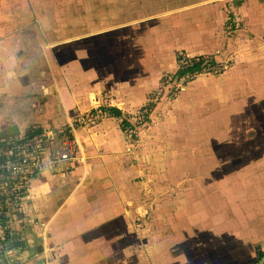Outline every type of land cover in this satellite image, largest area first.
<instances>
[{
	"label": "crops",
	"instance_id": "obj_1",
	"mask_svg": "<svg viewBox=\"0 0 264 264\" xmlns=\"http://www.w3.org/2000/svg\"><path fill=\"white\" fill-rule=\"evenodd\" d=\"M198 1H2L0 141L12 134L31 138L47 129L62 131L66 123L95 109L105 94L117 105L98 126L78 132L79 144L86 150L84 163H74L65 173L47 171L34 183L30 217H21L17 227L25 244L18 255L22 264L264 260L260 71L253 75L255 92L252 83H239L237 90L253 97L234 105L231 114L214 118L200 110L203 116L190 119L189 128L178 127L177 116L168 117L161 121L165 132L149 133L140 150L125 138L123 121L132 123L121 107L129 104L120 105L121 88H111L117 80L124 81L128 92L137 90L148 99L146 90L155 84L147 86L148 71L144 74L137 67L145 49H159L165 41L159 37L169 25L187 29L185 19L201 16L194 14L205 5ZM243 1L235 2L241 17L257 23L255 27L264 33V0ZM127 16L128 23L120 25ZM71 19H77L75 27ZM196 23L192 25L198 28ZM89 30H99L103 37L88 39ZM239 72L241 66L223 73L221 82L228 83ZM125 74L137 76V83L122 79ZM227 83L222 92L227 100L222 103L230 104L235 89L229 90ZM200 84L207 92L212 86ZM154 139L158 141L151 147Z\"/></svg>",
	"mask_w": 264,
	"mask_h": 264
},
{
	"label": "rangeland",
	"instance_id": "obj_2",
	"mask_svg": "<svg viewBox=\"0 0 264 264\" xmlns=\"http://www.w3.org/2000/svg\"><path fill=\"white\" fill-rule=\"evenodd\" d=\"M2 1L0 0V8H3ZM62 1L69 4L74 0ZM198 2L206 6L203 5L197 12H194L197 15L201 14L195 21L189 17L185 19L184 24L188 25L187 29L190 26V29H184V26L180 29H174L173 26L169 25L162 30V37H159V39H165L164 42L158 44L161 45L160 48L155 49V47H150L149 49H145L141 66L137 67L142 68V71H140L144 74L148 71L146 73L148 76L145 77L150 78L146 83L147 86L149 84L151 87V85L155 84V88L146 90L150 91L148 99H142L137 94V90L128 92L123 83L124 81L120 82L117 80V82L111 85V88L112 86L121 88L122 95L118 96L117 102L120 105L123 103L129 104L126 107H121L120 105L118 107H121L122 111L126 114L127 120L130 124L132 123L127 126L124 133L128 142L134 144V150H140L141 145H144L145 137L149 133L152 135L157 132L161 134L163 130L165 132V126L161 121H168V117L172 116L174 118L177 116V121L183 124L179 123L176 125L180 128H189V121L194 116H200L204 113L206 116L218 118L220 115L231 114L232 109L235 108L234 105H237L238 102H245L253 97V93L251 92L249 94H242L240 90H236L231 93L230 104L222 103V101L227 100L226 94H222L223 91L225 92L224 85L227 83L221 82L223 81L221 80L223 73L241 66V72L233 77L238 82L252 83V85L255 81L254 78H256L253 75L256 72L260 71V74L264 76V33L255 27L254 24L257 23L253 21L251 23L249 19L241 17L235 5L236 0H199ZM242 3H244L243 0ZM243 12L245 13V11ZM128 21L127 16V20L120 23V25L128 23ZM196 21L197 26H199L198 28L192 25V22ZM255 21L259 23L261 20L257 18ZM70 22L75 27L77 19H71ZM164 22H167V20ZM169 23L170 21H168ZM124 28L127 27L125 26ZM92 31L89 30L88 39L103 37L102 34L98 35L99 30L96 32ZM181 57L187 59L204 57L207 64L203 73L194 79L190 78V80L184 83L182 79L180 80L181 77H179L180 71L185 67L182 64ZM171 64H173L172 67H170ZM118 77L120 78V76ZM121 78H125V80L130 79L133 84H136L138 80V77L133 74H125ZM202 81H205V84L212 85L209 87L208 92L205 90L203 84H200ZM229 82L231 83V79ZM190 84L192 85L190 86ZM252 85L251 89L254 90V85ZM134 87L139 88L137 86ZM230 87L231 85L228 87L229 90L232 89ZM248 87L247 85L246 88L248 89ZM189 88L192 91L186 92ZM234 94L238 96H233ZM141 99L144 101L142 102ZM175 104H177V108L173 109L172 107ZM222 105H229V107H223ZM111 106L117 108L112 97L105 94L97 101L95 107L97 109L95 113L99 115L93 116L91 115L92 110L87 109L88 112L74 118L84 119L79 124H76L77 134L80 130L89 131L91 128L98 126L109 115H113L111 108L114 107ZM200 110L204 112L199 113ZM174 111H176V114ZM88 113H90V116H85ZM236 121L231 122V127L235 126ZM166 125L168 128L173 127V124ZM157 141L158 139L152 140L151 147ZM158 150L159 148L156 151L154 150L153 153L158 152ZM85 153L86 150L82 148L80 156H82L83 163L86 160ZM158 184H162V182ZM261 255L264 256V250L261 251Z\"/></svg>",
	"mask_w": 264,
	"mask_h": 264
},
{
	"label": "built area",
	"instance_id": "obj_3",
	"mask_svg": "<svg viewBox=\"0 0 264 264\" xmlns=\"http://www.w3.org/2000/svg\"><path fill=\"white\" fill-rule=\"evenodd\" d=\"M201 58L206 60L204 57L191 59L181 57L184 69L193 66ZM201 74L190 72L182 76L180 80L186 83L190 78L194 79ZM96 111L97 109L92 110L91 115H97ZM85 116L89 117L90 113ZM82 120L84 119L69 121L62 131L47 129L43 130L39 136L31 138L12 134L0 141V255L2 264H22L18 255L25 249V244L17 227L21 217H30L34 183L41 179L47 171L52 175L65 173L71 171L74 163H83L82 156H80L82 148L76 129V124Z\"/></svg>",
	"mask_w": 264,
	"mask_h": 264
},
{
	"label": "trees",
	"instance_id": "obj_4",
	"mask_svg": "<svg viewBox=\"0 0 264 264\" xmlns=\"http://www.w3.org/2000/svg\"><path fill=\"white\" fill-rule=\"evenodd\" d=\"M206 60H204L203 58H201V60L199 62H196L193 66H189L186 67L185 69L181 70L179 73V77L184 76L187 73H193V74H201L204 67H205V62ZM214 62V61H213ZM115 114H120V112L113 110ZM123 126L127 127L128 123L126 120L123 121Z\"/></svg>",
	"mask_w": 264,
	"mask_h": 264
},
{
	"label": "bare ground",
	"instance_id": "obj_5",
	"mask_svg": "<svg viewBox=\"0 0 264 264\" xmlns=\"http://www.w3.org/2000/svg\"><path fill=\"white\" fill-rule=\"evenodd\" d=\"M172 66H173V64L170 65V67H172ZM237 82H238V81L236 80V78H234V79H231V83H232V84H231L230 82H228L227 84H228V85H231L232 89H235V91H236V90L238 89V85H239V83H240V82H238V83H237ZM232 85H233V86H232ZM224 87H225V85H224ZM231 87H230V88H231ZM232 93H233V92H232ZM155 136L158 138V135H157V134H155ZM259 264H264V260H262L261 262H259Z\"/></svg>",
	"mask_w": 264,
	"mask_h": 264
}]
</instances>
